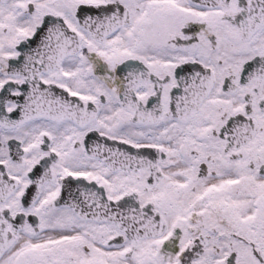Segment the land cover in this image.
I'll list each match as a JSON object with an SVG mask.
<instances>
[{"label": "snow or ice", "instance_id": "6c2138e0", "mask_svg": "<svg viewBox=\"0 0 264 264\" xmlns=\"http://www.w3.org/2000/svg\"><path fill=\"white\" fill-rule=\"evenodd\" d=\"M0 264H264V0H0Z\"/></svg>", "mask_w": 264, "mask_h": 264}]
</instances>
